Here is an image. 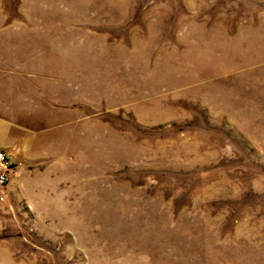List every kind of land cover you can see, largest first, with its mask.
<instances>
[{
	"label": "rangeland",
	"instance_id": "1",
	"mask_svg": "<svg viewBox=\"0 0 264 264\" xmlns=\"http://www.w3.org/2000/svg\"><path fill=\"white\" fill-rule=\"evenodd\" d=\"M0 264H264V0H0Z\"/></svg>",
	"mask_w": 264,
	"mask_h": 264
},
{
	"label": "built area",
	"instance_id": "2",
	"mask_svg": "<svg viewBox=\"0 0 264 264\" xmlns=\"http://www.w3.org/2000/svg\"><path fill=\"white\" fill-rule=\"evenodd\" d=\"M1 180L4 181V180H5V177L2 176V177H1Z\"/></svg>",
	"mask_w": 264,
	"mask_h": 264
}]
</instances>
